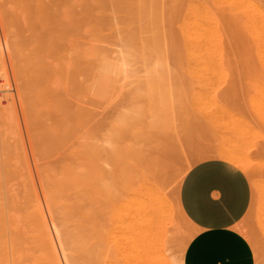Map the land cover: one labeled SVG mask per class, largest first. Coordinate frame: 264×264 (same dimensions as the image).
Segmentation results:
<instances>
[{
  "label": "bare ground",
  "instance_id": "bare-ground-1",
  "mask_svg": "<svg viewBox=\"0 0 264 264\" xmlns=\"http://www.w3.org/2000/svg\"><path fill=\"white\" fill-rule=\"evenodd\" d=\"M216 1L219 2V0ZM220 1L232 3L234 7L235 4L240 6L236 7L239 11L242 9L245 19L240 23L246 33L264 34V18L263 15V19L258 16L260 10L262 12L260 14L264 13L256 0ZM110 2L114 11L121 16H117L118 13H116L117 18H115L110 10L116 19V23L114 21L116 27L120 21L123 25L125 23L127 26H131L134 23H131V20L134 21L135 18L136 21L144 22L143 25L139 24L143 26L141 31H136L133 28L136 25L134 23L135 25L130 27L133 31H127L126 28V32H124L125 30L122 32L121 29V35L122 33H137L138 35L141 32H146L155 36L152 33H162L159 18L161 14L159 15V6L155 4L154 0H110ZM60 7L61 10L57 13ZM110 8L112 9V7ZM103 9L104 2L102 0H0V30L1 33H7V38L12 37L10 41L7 39L8 42L5 39L7 50L5 52L9 58L7 64L10 66L9 71L20 111V115H18L16 100L14 101L13 93L11 94L12 91L8 88L11 87L9 73L7 74L8 68H6L5 57L0 45V71L4 77L1 84L8 85H6L7 89L3 86L0 88V97L3 96L7 99L5 106L0 105V137L4 134L6 153H9L7 158L4 157L0 161V178L1 180L2 178H18L23 181L29 195L25 214L32 236L31 249L37 253L29 254L30 259L25 262L20 259V253H18L17 245H20L17 243L18 240L12 238L9 245L3 249L0 264H64V262L65 264H179L169 254H166L162 246V235L167 225L174 227L175 233L180 229L176 216L178 209H175L170 196H167L160 185L153 181L150 182L151 178L149 180L148 175L146 176V173L143 172H141V182H138L139 189L138 191L134 189V191L131 181L133 166L131 145H119L120 147L115 145L113 132L107 136L104 134L102 138L107 146L100 143L95 145L92 140H85L82 128L85 119L88 120L90 117L89 111H86L81 103L75 102L73 105L66 97L64 98V95L70 93L72 86L71 90L76 91V95L78 94L76 99L79 97V100L83 99L84 93L104 96L101 83L104 82L106 85L112 81L109 80L112 69L117 68L118 65L131 66L130 64H133L137 60L136 58L142 62V65H162L161 62L164 58L158 55L159 49L156 47L155 37L147 41L139 35L136 56L132 53V36L122 35L125 37L123 44L120 42L122 48L118 51L116 59H110L106 54L107 51L104 53L99 46L103 26L109 25L113 20L112 15H110L111 21L105 20L109 13L102 14V16H106H104L105 19L102 18L100 14L105 12ZM192 9L189 10L192 11ZM93 13L100 14L93 18ZM58 14H60V18L57 17ZM198 14L196 15L199 16ZM118 17L121 18L119 22ZM201 17L199 16L196 22L194 20L193 23H195L191 24L189 30L186 29L188 31L182 34L184 42L190 50L188 63L198 69L205 67V70H208L209 65H213L212 62L210 63V59L213 57L210 48L212 44L217 47L214 44L215 41L212 44L211 41L215 39L213 36L219 32L215 30L217 27H214V22L210 16L206 15V12ZM113 26L110 29L114 28ZM106 29L105 33L108 32V28ZM83 31H86L85 37L87 38L84 41L79 37ZM25 32L29 33V37H23L22 33ZM214 33L216 35H213ZM258 41L261 42L259 38ZM257 46L259 47V45ZM213 50H211L212 53ZM260 54L262 55L261 50ZM131 73L137 74L136 72ZM131 73L129 72L128 75ZM80 75L84 80L79 79ZM124 77L129 78L130 76ZM140 77L143 76L140 75ZM140 77H137V80ZM204 77L208 79L209 76L207 77L205 74ZM204 77L202 78L204 79ZM120 79L119 82L122 80ZM164 79L167 80V78ZM205 79L204 81H206ZM123 83L126 84V82ZM136 83L138 85V82ZM141 83L143 84V82ZM129 84L132 83L128 82L126 85ZM162 84L160 90L163 91L165 87L162 88L164 86ZM155 86L157 87V85ZM115 88L112 85L111 89L115 90ZM145 92L143 91L140 95L144 97L142 94ZM202 92L197 95L201 94L202 96ZM72 93L74 94V92ZM133 93H135L134 90ZM145 94L147 96L148 91ZM152 95L154 94L152 93ZM152 95L150 94V96ZM157 96L154 98L156 99ZM140 105L138 103V106ZM19 116L25 125V135H27L33 159L32 164L27 152V145L24 142ZM121 116L124 115L121 114ZM41 118L44 122L38 126V119ZM114 125L116 126V124ZM88 138L92 139V135H89ZM105 163L110 167H105ZM135 176V178H139L137 173ZM93 196H104L106 203L108 226L105 231L98 228L105 239L102 243L100 240H95V227L93 224L91 225L95 215L92 218L90 206L87 207L84 203L86 198L90 202ZM262 196L263 194H261L263 199ZM43 205L48 211L51 223L46 218ZM259 207L258 212L256 211L258 215ZM255 219L259 218L254 217L253 221H256ZM95 220L97 219L95 218ZM52 227L55 229L59 249L54 239L55 235L52 234L54 232Z\"/></svg>",
  "mask_w": 264,
  "mask_h": 264
},
{
  "label": "rangeland",
  "instance_id": "rangeland-1",
  "mask_svg": "<svg viewBox=\"0 0 264 264\" xmlns=\"http://www.w3.org/2000/svg\"><path fill=\"white\" fill-rule=\"evenodd\" d=\"M102 1L104 2L105 9L103 10L106 13L103 11L104 13H98V15L100 14L102 16V14L109 13L106 15L109 19H105V15V17L102 16V18L109 21L113 19V23L111 21L109 25L103 26L99 46L104 53L107 51L106 54L110 59H116L118 51L122 48L123 39L127 35L132 36V53L136 56L138 54L137 38L139 35L142 39L147 41L155 37L156 47L159 49L158 55L164 58V62L161 59L162 65H142V62L136 58L137 60H135L133 64H130L131 66L118 65L117 68L114 67L116 72L113 68L110 74V76L112 77L113 75V77L109 79L112 81L106 83V85L104 82L101 83L104 96H102V94L92 95L84 93L82 95L83 99L79 100V97H77V100L76 96H78V94L76 95L75 90H71L73 89L72 86L70 88V93L64 95V98L66 97L73 105L75 102L81 103L82 107L86 111H89L90 117L88 120L85 119L82 128L84 139L87 141L92 140L95 145L100 143L103 146H107V143L102 140V138L104 134L107 136L113 132L115 134V145L120 147L129 144L132 147L131 157L133 166L131 170V181L133 190L135 189L138 191L142 176L141 172H143L144 174L146 173V176L148 175L149 180L151 178L150 182L153 181V183L160 185L167 196H170L169 198L175 205V209H178V212L176 210V216L180 229L175 233L176 229L171 225H167L163 233L164 236L162 235V246L166 254H169L170 257L179 264H183L185 248L196 232L193 223L184 214L179 202V188L186 172L195 163L207 158L216 157L246 173L251 186V201L248 210L236 227L250 243L255 264H264V190H262L264 189V34L246 33V30L242 28V24L240 23L245 17L243 16L242 9L241 11L237 9V7H240L237 6L238 4H235L237 6H235V8L233 6L234 4H228L220 0L219 2L216 0H154L155 4L160 7H158V12L159 15L161 14L159 18L160 31L162 30V33H152L155 34V36L146 32H141L142 34L139 33L138 35L137 33H122V35L125 36L122 37L121 29L122 32L126 28L127 31H133L130 27H133L135 25L134 23H136L133 28L136 31H141L144 22L141 20L136 21L135 18L134 21L131 20V23L134 22V25L129 23L131 26L129 24V26H127L125 23L124 25L123 23L121 24V18L119 19L118 17L117 20L120 22L119 24L117 23L118 25L116 27L115 18L120 16V14L114 11L115 9L110 0ZM256 2H258V6L264 13V0H256ZM110 7H112V9ZM189 9H192V11ZM59 10H61V7L58 9L57 13H59ZM205 12L214 22V27H217L215 30L219 32L217 35L215 33L213 34L216 35L217 38L213 35L215 39L211 37L213 39L211 44L215 41L214 44L217 47H214L212 44L210 48L211 50L215 48V50H213V53L210 50L214 58L212 55L210 56V58L212 57L210 63L212 62L211 64L213 65H209V69L207 68L208 70H205V67L204 69L203 67L198 69V67L188 63L190 59V50L188 45L184 42V36L182 34L187 32L189 26L194 24L199 16H203ZM197 13H199V16L196 15ZM260 13H262L261 10L258 16L262 18L263 15L264 18V14ZM58 15L57 17L60 18V14ZM96 15V13H93V18L98 17V15ZM110 15H112V19H110ZM194 20L195 22L193 23ZM112 26L114 28L110 29ZM106 28H108V32L105 33V30H107ZM116 30L118 34H116ZM112 32L116 33L112 34ZM124 32H126V30ZM6 34L7 33H1L0 30V45L3 56L5 57L4 61L6 68H8L7 74L9 73L10 86L12 87L8 88L11 89V94L13 93L12 96L14 101L16 100V109H18V115H20L18 99L16 91L14 90L13 79L9 71L10 66L7 64L9 63V58L5 48V39L8 42L12 37L7 38ZM22 34L23 37H29V33L25 32ZM85 36L86 31L79 34L80 39L83 41L87 39ZM258 38L262 43L258 41ZM114 44H116V46H114ZM257 45H259V47ZM260 50L262 55L260 54ZM125 70H127V72H125ZM129 72H136L137 74L134 75L131 73V75H128ZM0 74V88L3 86V88L6 87L7 89V84V86L1 84L3 83L4 77H2L1 71ZM203 74H206L207 77L209 76L210 78L208 77L207 79ZM126 75L130 77H124ZM140 75L143 77H140ZM137 77L140 78L137 80ZM202 77H204V79L206 78V81H204ZM164 78H167V80ZM79 79H83V77L80 75ZM119 79L121 80L120 82ZM131 79L134 82H131ZM135 81L138 82L139 86L136 85L137 83ZM123 82H126V84L130 82L132 84L126 85ZM141 82H143V84ZM160 82L164 84L162 88L165 87L164 89H168L169 91L163 89L164 93H162L163 91L160 90L162 83L160 84ZM112 85L113 88L116 87L115 90L111 89ZM155 85H157V87ZM107 86H109V88H107ZM132 89L135 93H133ZM140 90L142 92L146 90L145 93L148 91V95L146 96V94L143 93L142 95L146 97H142L140 95L142 93ZM72 92H74L75 95ZM199 92H202V96L201 94L197 95ZM152 93L155 96L158 95L156 99ZM150 94L152 96H150ZM6 102L7 99L1 96L0 105L5 106ZM138 103L141 105L138 106ZM121 114L124 116H121ZM19 118L22 124L21 128L24 135V142L25 145H27V152L32 164L33 159L27 135H25V125L21 120V116H19ZM38 120L40 123H38V126L42 125L44 122L43 118ZM114 124H116V126ZM3 135L1 136L2 138L0 137V161L3 160L2 158H7V155H9V153H6L7 146L6 142L3 140ZM89 135H92V139L88 138ZM104 165L107 168L110 167L107 163ZM134 173H137L139 178H135L136 176ZM14 179L15 178H2L1 180L0 178V257L4 251L3 249H5L9 245L10 240L14 238L16 241L18 240L17 243L20 244V247L17 245L20 259L27 262L31 254H37L31 249L33 245L31 241L32 236L25 214V206L27 207V203L29 202V195L22 183L23 181H20L18 178H16L18 181ZM35 180L38 184L36 176ZM260 193L263 194V199ZM96 197L97 196H93L90 202L89 199L86 198L87 200L84 201V203L87 207L90 206L92 218L93 215L97 216H94L91 225L93 224L95 227V240H100V243H102L105 239L102 233L98 231V228L105 231V228L108 226L105 208L106 203L104 196H101L102 198ZM259 197L261 198L260 202ZM258 207L259 215L257 213ZM43 208L46 218L51 223L48 211L44 205ZM254 217L259 219L263 218L253 221ZM95 218L97 220H95ZM52 230L54 231L52 234L54 233L53 235H55L54 239L56 241L57 237L53 227ZM56 244L58 246V241H56ZM62 262H64L63 258Z\"/></svg>",
  "mask_w": 264,
  "mask_h": 264
},
{
  "label": "crops",
  "instance_id": "crops-1",
  "mask_svg": "<svg viewBox=\"0 0 264 264\" xmlns=\"http://www.w3.org/2000/svg\"><path fill=\"white\" fill-rule=\"evenodd\" d=\"M243 171L211 157L195 163L184 175L179 202L193 223L183 264H255L252 247L237 229L251 201Z\"/></svg>",
  "mask_w": 264,
  "mask_h": 264
}]
</instances>
